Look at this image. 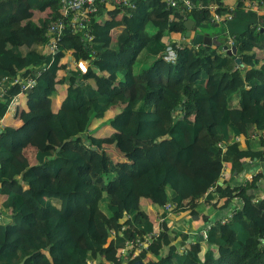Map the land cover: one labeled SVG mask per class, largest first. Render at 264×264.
<instances>
[{"label":"trees","instance_id":"1","mask_svg":"<svg viewBox=\"0 0 264 264\" xmlns=\"http://www.w3.org/2000/svg\"><path fill=\"white\" fill-rule=\"evenodd\" d=\"M190 2L191 9L163 0L99 4L88 30L75 32L62 0H0V81L36 80L0 97V120L15 98L26 99L20 125L0 134V220H9L0 221V264H117L128 241L160 234L170 215L198 217L208 228L204 241L178 240L165 226L138 260L264 264V198L256 186L264 175L233 196L237 188L222 180L230 160L264 162V14L251 10L264 0ZM189 20L192 37L220 27L219 42L231 39L237 55L194 46ZM60 21L62 34H51ZM170 46L175 64L164 60ZM69 53L90 62L86 75L69 68ZM115 139L123 165L107 148ZM228 209L233 216L212 220Z\"/></svg>","mask_w":264,"mask_h":264},{"label":"built area","instance_id":"2","mask_svg":"<svg viewBox=\"0 0 264 264\" xmlns=\"http://www.w3.org/2000/svg\"><path fill=\"white\" fill-rule=\"evenodd\" d=\"M132 0H62V12L64 15V18H66L69 15H73V18L71 19L70 26L75 32H81L88 30V26H85L89 20L90 16L94 14L97 10V6L99 4H105L109 7H117V6H126L129 5ZM179 1L182 3V5L188 9L192 8V4L190 0H163L168 6V8H177L179 7ZM252 8V9H251ZM249 7L251 10H260L264 14V4L261 7H255L254 5L252 7ZM215 19L218 22L225 21V20H232V16L227 17H219L216 16ZM65 29V23L63 21H60L56 23L50 30L51 34H57L61 35L62 32ZM86 36H88V39L91 40L92 37L89 35V33H86ZM57 38L54 37L51 40V47L50 51L54 52L57 51L56 46ZM229 44L231 46H234V42L230 39ZM69 57V68L74 69L78 72H80L82 75H86L89 72L90 69V62L86 60H76L72 53H69L67 55ZM164 60L168 63L175 64L178 60V51L170 46L166 50V54L164 57ZM36 84V80L33 78L28 77L27 79L22 78L21 75L17 76L14 80H10L8 78H4L0 81V97H2L6 92L9 86L12 85H20L22 92L28 91L32 89ZM16 98L12 101L10 107L14 104V101ZM9 107V110H10ZM5 128L3 127L2 120H0V134L3 132ZM225 170V168H224ZM250 182V181H249ZM258 183H264L263 180H259ZM216 190H212L214 193ZM237 206L235 208L239 209L242 205V202L239 199H235ZM259 202V201H258ZM256 202V203H258ZM255 203V202H254ZM173 207L171 205L165 206V211H171ZM232 211H235L233 209ZM229 216H233L232 212ZM162 224L164 223V220H160ZM122 230H125V227H122ZM208 228L203 230L204 232L201 233V237L205 238V234ZM160 234H161V228H160ZM160 234L154 235H144L142 237H137L134 240H130L126 243V246L123 250L120 251V254L118 256L117 264H132L133 262L138 260V257L145 251L149 249V247L153 244V241L159 238ZM116 233L113 232L112 237L115 238Z\"/></svg>","mask_w":264,"mask_h":264},{"label":"crops","instance_id":"3","mask_svg":"<svg viewBox=\"0 0 264 264\" xmlns=\"http://www.w3.org/2000/svg\"><path fill=\"white\" fill-rule=\"evenodd\" d=\"M228 1L232 2L233 4L236 3V0H228ZM253 11L258 12L259 14L263 13L260 10L254 9ZM216 37L218 38V35H216ZM25 108H26V99L24 98L23 95H21L20 97H18V99L14 101V104L10 107V110L7 112L6 116L2 119L3 127L6 128L12 125L13 126L20 125V119L17 117V115L19 112L24 111ZM252 140H255V139H252ZM238 141L241 142L243 146L241 147L243 149L246 148L248 144L246 143V140H244L243 138H239ZM257 143L258 141H256V143L252 141V149L259 150V148L257 147ZM34 152H35L34 150L29 151V155L33 154ZM240 164L241 166H239ZM226 165L228 168H225L222 180L224 179L226 181L230 189L237 188V190H239L238 187H241V186L243 187V185H245L249 181H252L256 175L258 174L264 175V162L263 161H254V160L252 161L250 159H248L246 162H243L242 160L241 161L230 160ZM233 168H240V170L236 171ZM256 186L260 188V190L262 191L261 193H259L260 196H262V194L264 193V183H258ZM234 202L236 201L234 200ZM143 206L149 211L148 213L151 217H153L156 220L158 219L159 212L157 211V208L155 206H152L146 200L143 201ZM231 210L232 209H228L226 211L216 213L212 217V220L217 221L219 219L227 217L228 215H230ZM199 220L200 219L195 220L191 218L189 215L188 216L185 215V217L184 216L180 217L179 215H170L168 216L166 220L167 222L166 223L164 222L163 224H161L160 226L161 233L162 231L163 232L165 231L164 230L165 226H168L167 229L175 232L174 234H176L175 236L178 238V240H180L179 236L187 234L191 242L196 241L198 238H201V233L204 232L203 230L205 228L204 225L201 226ZM0 221L3 224L9 222V220H5L4 218L3 220H0ZM165 253H167V250L165 251ZM150 257L153 259L150 260L149 262L157 261L153 256L149 255L148 258ZM147 260L145 261V264H147L148 262Z\"/></svg>","mask_w":264,"mask_h":264},{"label":"water","instance_id":"4","mask_svg":"<svg viewBox=\"0 0 264 264\" xmlns=\"http://www.w3.org/2000/svg\"><path fill=\"white\" fill-rule=\"evenodd\" d=\"M194 26H195V23L193 21H191V20L187 21L186 28L188 31L186 33V37L188 39L193 40L194 46L205 45V46H209V47H214L215 49L222 47V49L227 53V55H229V56H236L237 55V52H238L237 47L231 46L230 44L223 45L219 42L217 37L209 36L206 33H198L194 37H192V32H193ZM236 63L243 68L245 67L240 58H238L236 60ZM249 194H252V191H249ZM194 219L198 220L199 218L196 217ZM204 239H205L204 237L200 238L201 241H204ZM25 261L26 260H24L22 262V264H24ZM132 264H145V262L142 260H137V261L133 262Z\"/></svg>","mask_w":264,"mask_h":264},{"label":"rangeland","instance_id":"5","mask_svg":"<svg viewBox=\"0 0 264 264\" xmlns=\"http://www.w3.org/2000/svg\"><path fill=\"white\" fill-rule=\"evenodd\" d=\"M204 31L207 35L212 36V37H216L215 35L218 34L219 32H221L220 27H202L199 29L198 32ZM203 32V33H204ZM18 102V101H17ZM120 145V147H118ZM108 150L109 152H111L112 158L115 160L116 163H119L120 165H123L126 163V153L124 150V146L121 145V142L118 141V139H115L112 141V145H108ZM123 148V149H121ZM133 164V163H131ZM129 164V165H131ZM238 190H235L231 193V195L233 196L235 193H237ZM264 198V193L262 194V196ZM260 199L259 198H255L253 201L256 203L258 202ZM153 258H148V262L149 263L150 260H152ZM145 262V261H144Z\"/></svg>","mask_w":264,"mask_h":264}]
</instances>
